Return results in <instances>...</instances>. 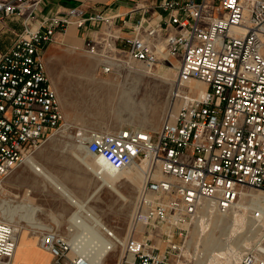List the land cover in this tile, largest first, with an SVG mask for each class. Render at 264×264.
<instances>
[{
  "label": "built area",
  "instance_id": "obj_1",
  "mask_svg": "<svg viewBox=\"0 0 264 264\" xmlns=\"http://www.w3.org/2000/svg\"><path fill=\"white\" fill-rule=\"evenodd\" d=\"M43 1L0 0V21L22 20L21 31L0 57V184L51 137L74 128L45 68L44 52L55 44V34L69 26L114 24L102 12L87 15L79 7L38 19ZM151 9L156 19L149 14L133 25L121 21L120 30L129 27L130 37L103 34L98 37L103 51L96 41L76 48L100 61L104 74L123 62L107 54L117 42L126 57L145 67L159 57L170 64L174 57L179 83L195 80L206 86L204 92L186 87L176 94L182 103L157 131H73L75 146L110 169L142 173L138 204L149 210H137L133 221L150 231L140 239L128 237L116 264H178L180 246L173 239L184 237L201 202L224 211L244 189L264 191V0H159ZM167 28L174 33L166 34ZM8 210L1 202L0 211ZM74 213L67 235L50 225L37 228L38 246L52 264H105L113 243L101 258L94 257L96 249L79 253V246L93 232L114 240L113 232L99 229L79 209ZM18 232L14 222L0 220V264H10ZM157 237L167 242L164 251L155 247ZM258 241L264 249V232ZM254 246L239 264H264V252Z\"/></svg>",
  "mask_w": 264,
  "mask_h": 264
},
{
  "label": "rangeland",
  "instance_id": "obj_2",
  "mask_svg": "<svg viewBox=\"0 0 264 264\" xmlns=\"http://www.w3.org/2000/svg\"><path fill=\"white\" fill-rule=\"evenodd\" d=\"M122 56L123 62L114 66L108 74H104L100 61L79 49L51 46L46 50L45 68L49 78L55 82V91L65 98L71 94L72 99L79 104L73 103L62 109L68 121L65 120L74 128L51 137L31 157L37 168L49 173L56 183L83 202L85 213L94 216L100 225L110 228L117 238L124 240V243L130 236L140 239L146 231H150L149 227L135 224L133 221L137 210H149L138 204V192L142 180L137 177L135 169L120 175L117 188L123 198L110 189L102 187L98 176L88 168H96L92 157L75 146L72 139L73 131L76 128L103 132L125 128L157 131L167 112L174 114L182 103L176 94L186 92V87L192 90V87L180 85L177 70H173V74L170 73L171 64L162 62L161 57L152 67L147 68L150 74H145L142 73L145 70L143 63L131 60L125 54ZM174 62L177 61L171 57L170 63ZM134 72H139V79L133 77ZM174 80L177 81V89L174 83L172 84ZM129 89L131 91L127 92L133 105L132 109L117 113L119 96ZM192 91L199 92L195 89ZM105 100L110 102L108 112L96 115L95 108ZM74 154L80 155L82 160L76 159ZM242 192V196L235 202V204L240 203V207L230 212L228 210L221 217H217L218 219L215 218L216 221L211 223L210 230L202 223V215L198 210L194 220L186 228L184 237L173 239L180 246L178 264H234V254L240 250L242 252L245 243L249 242L242 254L251 246L256 247L260 236H249L256 230L254 228L258 227L253 215H258L260 212L250 200L251 195L264 191L246 188ZM88 198L90 199L87 200ZM1 202L7 203L8 206H18L17 211H13L10 207L8 211L3 213L0 211V220L7 219L14 222L20 230L10 264L15 257L22 256L21 250L25 241L30 242L29 245L33 247H38L36 233L38 227L50 225L61 235H67L68 220L77 209L74 204H70L61 196L51 182L44 181L38 171L25 164L16 167L1 182ZM30 206L40 210L32 212ZM166 243L164 238L157 237L154 240V245L159 251L165 250ZM122 254L123 246L117 245L107 255L105 264H116ZM214 254H219V257L212 261Z\"/></svg>",
  "mask_w": 264,
  "mask_h": 264
},
{
  "label": "crops",
  "instance_id": "obj_3",
  "mask_svg": "<svg viewBox=\"0 0 264 264\" xmlns=\"http://www.w3.org/2000/svg\"><path fill=\"white\" fill-rule=\"evenodd\" d=\"M158 2L159 0H44L38 13V19L53 15L56 12L64 11L67 7H79L87 15L102 12L105 17L114 20L113 25L102 24L99 26H91L87 24L80 29L75 26H69L64 34H55V44L49 45L45 49V52L51 46L80 48L87 41H96L98 50L103 51V44L98 41L99 35L113 33L121 37H130L129 27L120 30L119 26H121V21L126 20L129 25H133L141 16L148 17L150 14L154 18L157 11L151 9V7L156 6ZM138 7L147 9L149 13L141 11L142 9L135 10ZM21 29V18L13 17L0 21V57L10 48L15 39V35L20 32ZM165 33L172 34L174 30L167 28ZM122 49V43L117 42L115 43V47L107 51V54L112 58L121 59V57H123ZM22 249V256L15 257L12 264H52L51 256L39 246L33 247V245H28L26 248Z\"/></svg>",
  "mask_w": 264,
  "mask_h": 264
},
{
  "label": "bare ground",
  "instance_id": "obj_4",
  "mask_svg": "<svg viewBox=\"0 0 264 264\" xmlns=\"http://www.w3.org/2000/svg\"><path fill=\"white\" fill-rule=\"evenodd\" d=\"M171 64V67L169 68V70L171 71L170 73L173 72V70H175L177 68V62H174V63H170ZM129 66V65H128ZM145 67V66H144ZM149 68L148 66L145 67V70L142 72V73H145V74H150L149 72ZM139 69V68H138ZM160 69V68H159ZM140 71V70H139ZM155 72V71H154ZM165 72V71H164ZM175 73V72H174ZM134 74L133 77L134 78H137L139 79L140 78V74L139 72H134L132 73ZM173 74V73H172ZM176 76V75H175ZM174 76V77H175ZM178 76V75H177ZM163 79V78H162ZM167 79V78H166ZM178 79V78H177ZM51 83H52V86L53 88L55 87V82L53 81V79L51 78ZM174 83V86H176V89H177V81L174 80L172 81V84ZM182 84L185 83V85L187 86H191L193 87V89L197 90V91H200V92H204V85L202 83H200L199 81H195V80H187L186 82H180ZM56 88V87H55ZM192 89V90H193ZM127 91H131L130 89L129 90H125V92H122L119 96V99H118V103L116 105V112H122V111H126L127 109L128 110H131L132 109V102H130V98H129V93ZM67 92V91H66ZM57 93V92H56ZM176 93V92H175ZM58 96V100H59V103H60V106H61V109H65L67 106H70L71 104L73 103H76V104H79V102L75 101L72 99V95L69 94L68 98H65V97H62L60 94H57ZM180 104V103H179ZM110 108V102L109 100H105L103 101L102 103H100L96 108H95V114L96 115H103V114H106L108 112ZM169 114H172L170 113V111L167 112V115L168 116ZM65 119L68 121V119L65 117ZM106 132V131H104ZM83 151V150H82ZM84 152V151H83ZM84 154H87L86 152H84ZM89 155V154H87ZM90 156V155H89ZM74 157L78 160H82V157L78 154H74ZM91 157V156H90ZM92 160L94 162V165L96 166V168L94 167H88L89 170H91L95 176H98L97 178H99L100 180V183H101V186L102 187H106L108 189H110L111 191H113L116 195H118L119 197L123 198L124 196L121 194V192L119 191V189L117 188V182L119 181V176L126 173V172H130L132 169H127L125 171H118L116 172L115 170L113 169H110L108 166H106L102 161L100 160H97L95 158L92 157ZM82 163V162H81ZM27 165V167H33L36 171L39 172L41 178L44 180V181H49L51 182L53 185H54V188L61 194L62 197H64L66 200L69 201L70 204H74L77 209H79V211H83L84 210V205H83V202L80 201L78 198H76L74 195L70 194L66 189H64L63 187H61L58 183H56L52 176L47 173L46 171H43L41 170L40 168H37L36 167V164H35V161L32 157H28L27 160L23 163V165ZM83 165V164H82ZM86 166V164H85ZM135 169V173L137 175L138 178H140L141 180H143V177H142V173L140 171H138L136 168ZM100 186V187H101ZM101 190V189H100ZM94 196V195H92ZM242 196V195H241ZM252 199L250 200L251 201V204L255 207H258V211L260 212L258 215H253L254 216V219L257 221L258 223V227L254 228L255 231L251 232V236L253 235H257V236H261L263 235V232L264 230L262 231L261 228L264 227V192L263 193H259L256 195H251ZM92 198V197H91ZM242 198V197H241ZM86 199V198H85ZM90 198H88L87 200H89ZM17 205V204H15ZM28 206V205H27ZM10 208L13 209V211H17L18 209V206H8ZM240 207V203H236V204H233L232 208L228 209L229 212L230 211H233L234 209ZM30 210L32 212H37L40 210V208H37V207H34V208H31V206L29 207ZM199 210V213H201L202 215V223L204 225L207 226V229L210 230V226H211V223L214 222L215 218L218 219L217 217H221L225 212H227L228 210H220V209H216L214 207V205L210 202V201H205V202H201V205L199 206L198 208ZM253 210V209H252ZM30 211V212H31ZM88 211H91V210H88ZM23 213V212H21ZM83 213L89 217H91L90 215H88L87 213H85L83 211ZM244 215V214H243ZM240 217V216H238ZM77 216L75 215V213L72 215V220H76ZM94 222H95V225H97L100 228H105L106 230L108 231H111L110 228L106 227V226H102V224L100 225L98 221H96V219L93 217ZM220 219V218H219ZM240 219V218H239ZM216 221V220H215ZM218 223V221H217ZM40 224V223H39ZM215 224V223H214ZM263 224V225H262ZM42 226L38 227L41 228ZM213 227V226H212ZM220 227V226H219ZM17 228V227H16ZM18 229V228H17ZM264 229V228H263ZM19 230V229H18ZM260 230V231H259ZM20 231V230H19ZM262 232V233H261ZM201 233V232H200ZM18 235H19V232H18ZM91 236H89L90 238V241L88 240L87 244H84L86 242H84L82 245H80V249H79V253L81 254H84L85 253H88L89 251H92V249H96V251H94V257L96 256V258H101L104 254H105V247L107 244H112L113 243V247L116 248L117 245H120L122 246L123 245V239H119L117 238L114 233V240H108L107 238H105L102 234L100 233H92L90 234ZM18 238V237H17ZM210 239V238H209ZM126 241V240H125ZM207 241V240H206ZM214 241V240H213ZM26 243H23V246L22 248H26L29 244H31L30 242L27 243V241H25ZM232 242V241H231ZM215 243V241H214ZM249 243V242H248ZM248 243H245V249H247L248 247ZM205 244V243H204ZM208 244V243H207ZM212 244V243H211ZM214 245V244H213ZM211 245V246H213ZM235 245V243H234ZM244 245L242 247H244ZM17 246V244H16ZM206 246V245H205ZM205 246H204V249H205ZM211 246H210V249H211ZM214 247V246H213ZM235 247V246H234ZM233 247V248H234ZM256 248L258 249V251L260 252H264V249L263 246L261 244H258L255 249L253 250H256ZM16 250V249H15ZM212 250V249H211ZM209 250L210 252H213ZM236 250V249H235ZM240 250V249H239ZM243 250V251H244ZM249 250V249H248ZM242 251V252H243ZM21 252L23 253V249L21 250ZM241 250L239 252H237L235 255V263L234 264H238L239 262V258L241 257V254H242ZM15 253V252H14ZM205 253V252H204ZM206 254V253H205ZM207 255V254H206ZM209 255V254H208ZM20 256V255H19ZM37 256V255H36ZM205 257H208V256H205ZM219 257V254H214L212 256V258H214L212 261H214L216 258ZM204 258V257H203ZM202 261V260H201ZM200 261V262H201Z\"/></svg>",
  "mask_w": 264,
  "mask_h": 264
}]
</instances>
